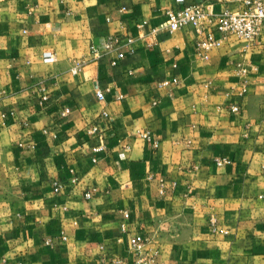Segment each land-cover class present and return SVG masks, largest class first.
Instances as JSON below:
<instances>
[{
    "label": "crops",
    "instance_id": "crops-1",
    "mask_svg": "<svg viewBox=\"0 0 264 264\" xmlns=\"http://www.w3.org/2000/svg\"><path fill=\"white\" fill-rule=\"evenodd\" d=\"M205 2L0 0V264H264V35L160 28Z\"/></svg>",
    "mask_w": 264,
    "mask_h": 264
},
{
    "label": "built area",
    "instance_id": "built-area-1",
    "mask_svg": "<svg viewBox=\"0 0 264 264\" xmlns=\"http://www.w3.org/2000/svg\"><path fill=\"white\" fill-rule=\"evenodd\" d=\"M182 3L184 0H177ZM205 3L191 4L183 7L178 11L167 10L165 12L166 21L160 28L168 31L169 33H174L184 27L191 28L196 34V54L203 60L208 58V54L213 50L219 49L222 45L223 40L228 38H234L235 40L243 43L245 47H249L256 38L264 35V0H232L236 4L237 9L224 10L218 14H213L210 12V6L213 1L219 0H205ZM143 22L142 25H145ZM156 28L154 32L159 30ZM219 35L216 37L214 31ZM117 38L108 37L102 44V47L92 46L90 47V56L92 60L99 59L103 55H107L117 51ZM43 61L52 62V56L49 53H45L43 56ZM124 58V54L121 52L117 53V60ZM88 60H80L75 63L71 72L73 74L78 73V71L84 67ZM116 61H112L111 65L115 66ZM177 83L176 79H172L170 82L163 81L160 86L168 87L169 85H174ZM264 89V88H262ZM96 97L99 101L104 99L101 92L96 93ZM232 112H237L238 109L233 107ZM68 112V111H67ZM106 116V114H103ZM96 129H92L91 133H94ZM142 137L148 139L147 134L142 135ZM100 148H95L92 151L94 153L99 152ZM54 193H60L62 185L59 182H54L52 184ZM91 193H85V199L91 198ZM129 215L124 213V219H128ZM214 227V223L211 222ZM122 230L125 231V225L121 226ZM218 234H225L222 229H213ZM150 240L146 237H142L137 234H133L129 238V246L135 255L140 257L142 248L147 245ZM141 262V259L139 260Z\"/></svg>",
    "mask_w": 264,
    "mask_h": 264
}]
</instances>
